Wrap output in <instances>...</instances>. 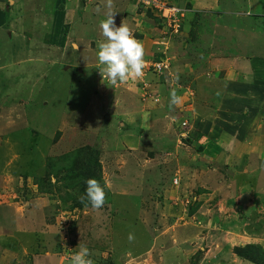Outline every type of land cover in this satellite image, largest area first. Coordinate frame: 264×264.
I'll use <instances>...</instances> for the list:
<instances>
[{"label":"rangeland","instance_id":"obj_1","mask_svg":"<svg viewBox=\"0 0 264 264\" xmlns=\"http://www.w3.org/2000/svg\"><path fill=\"white\" fill-rule=\"evenodd\" d=\"M133 1L113 0L117 26L169 67L115 86L98 70L106 7L50 34L48 2L6 14L29 42L0 35V264H71L79 244L93 264H264L237 253H264V0ZM89 178L100 209L81 203Z\"/></svg>","mask_w":264,"mask_h":264},{"label":"clouds","instance_id":"obj_2","mask_svg":"<svg viewBox=\"0 0 264 264\" xmlns=\"http://www.w3.org/2000/svg\"><path fill=\"white\" fill-rule=\"evenodd\" d=\"M105 7L107 9L105 18L100 21L99 27L103 39L97 42V58L99 73L103 82L106 80L111 85L117 83H125L130 79L141 78L143 76L144 61V45L137 40L132 34L128 25L121 22L119 26L116 24V14L113 9V0H106ZM264 15V14H263ZM181 97L177 94L176 88L170 90V107L178 105ZM86 194L81 197V203L87 207L89 204L93 209H100L106 198L104 187L95 178L86 180ZM134 239L129 234V240ZM79 251L73 254L71 264H93L89 258L92 253L83 245H78Z\"/></svg>","mask_w":264,"mask_h":264},{"label":"crops","instance_id":"obj_3","mask_svg":"<svg viewBox=\"0 0 264 264\" xmlns=\"http://www.w3.org/2000/svg\"><path fill=\"white\" fill-rule=\"evenodd\" d=\"M131 1L133 3H131ZM41 2H43L44 6H45L44 3L48 2V6L50 7L51 10L50 11L48 10L49 13L47 15L45 14V12H39V13L37 12L36 15H37L38 19H36L35 21H38V22H35V23L41 24L43 26V28H45L47 33H49V34L54 33L56 31H59V29H60L58 27V25H59L61 20L59 19L58 24L57 25L55 24L58 20L57 16H62L63 14H66V13L69 14L70 12L72 13L73 11H75V9H76L75 7H77L78 4H79V7H80V5L90 6L89 5L90 2H88V0H47V1L41 0ZM94 2L97 3V6H99V8H102V7L105 8V1L104 0H102L101 2L94 0ZM27 3H30L32 6V0H0V14H2V18L0 17V20H1V22H3L2 25L0 26V28L3 30L2 32H0V35L4 32H8L10 35V39L13 41H17V42H15V45L17 43H19V45H21L22 47L25 44H27L29 41L28 40L24 41V39L21 40L19 38V37H21V35H17L14 32V30L12 29V24L6 22V14L12 16L13 14H11V13L14 10L20 8L21 6L28 7ZM262 3H264V1H262ZM134 4H135V2L133 0H122L121 4H116V5H114V7L120 11V10H124L126 7L129 6L127 8V11H128L134 6ZM71 7H73L72 10H71ZM86 9L81 10V11H83L84 15H85V12L86 13L90 12V11H88L89 7H87ZM249 11L251 12L250 16H252V12H253L254 16L260 15V14H256V13H258L256 11H251V9ZM261 14L262 15L264 14V5H263V12ZM21 16L23 17V15H21ZM54 17H55V19H54ZM3 19L5 21H3ZM53 19H54V21H53ZM10 21H12V20L10 19ZM1 22H0V24H1ZM3 24L5 25V28H2L4 26ZM29 33L33 34V33H35V31L33 30L32 32H29ZM35 42L37 43L38 41H35ZM39 42H41V41H39ZM46 42L47 41H45V45L48 44ZM65 46L67 47V44H65ZM236 116H238V114Z\"/></svg>","mask_w":264,"mask_h":264},{"label":"trees","instance_id":"obj_4","mask_svg":"<svg viewBox=\"0 0 264 264\" xmlns=\"http://www.w3.org/2000/svg\"><path fill=\"white\" fill-rule=\"evenodd\" d=\"M135 4H137V3H135ZM148 11H149V9H148ZM261 17H263V21H264V15L261 16ZM164 55L159 53L157 58L154 59V61H152V62L151 61H146L145 63L154 64V63L164 62L166 59H168L167 56L166 55L164 56ZM150 68L154 70V68L152 66ZM256 249H258L257 246L255 247V246L251 245L249 247L243 248V251L241 250V251H238L237 253L241 257L246 258L248 260H251L254 263H259L260 261H264V253H262V254H260V253L257 254L256 253L257 256H255L253 254Z\"/></svg>","mask_w":264,"mask_h":264},{"label":"built area","instance_id":"obj_5","mask_svg":"<svg viewBox=\"0 0 264 264\" xmlns=\"http://www.w3.org/2000/svg\"><path fill=\"white\" fill-rule=\"evenodd\" d=\"M142 5H144V6H149L150 4H152L153 5V7H150L149 9L151 10V9H153V8H155V9H162L161 7H159L158 6V4H157V1L156 0H140L139 1ZM165 9H166V11H169V10H173V8H171V7H166L165 6ZM168 60V59H167ZM167 60H165L164 62H160V63H154V64H150L153 68H154V71L155 72H161L163 69H168V63L169 62H167ZM169 61V60H168ZM145 67H146V65H145ZM184 125H186L185 123H184ZM185 134L186 133H184L183 134V136H185Z\"/></svg>","mask_w":264,"mask_h":264}]
</instances>
